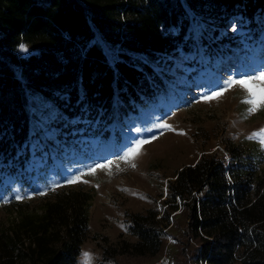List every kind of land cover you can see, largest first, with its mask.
Masks as SVG:
<instances>
[{"label":"trees","instance_id":"obj_1","mask_svg":"<svg viewBox=\"0 0 264 264\" xmlns=\"http://www.w3.org/2000/svg\"><path fill=\"white\" fill-rule=\"evenodd\" d=\"M263 9L264 0H0V168L28 162L32 96L52 102L53 126L66 120L82 128L78 135H95L91 122L152 91L153 66L168 52L201 59L214 43L205 26L237 17L238 30L254 33ZM98 37L117 56L108 59ZM22 43L38 49L18 58ZM223 150L168 184L166 203L175 210L180 201L185 216L182 236H172L178 264H264V145L225 141ZM91 198L73 186L36 207L13 198L0 224V264H77ZM125 219L135 241L106 246L99 264L160 254L166 224L158 212Z\"/></svg>","mask_w":264,"mask_h":264},{"label":"rangeland","instance_id":"obj_2","mask_svg":"<svg viewBox=\"0 0 264 264\" xmlns=\"http://www.w3.org/2000/svg\"><path fill=\"white\" fill-rule=\"evenodd\" d=\"M236 18L204 27L208 35L214 36L215 44L211 43L209 53L201 59L199 54L179 48L168 52L153 66L152 91L138 101L124 102L108 118L105 115L98 123L91 122L89 130H95V135H78L82 128L71 127L66 120L53 126L58 114L52 102L32 96L28 162L16 172L10 165L0 168V224L8 219L9 206L17 196L22 197L18 199L21 202L36 207L55 190L81 187L91 191L92 198L88 237L81 245L77 264H99L106 246L120 240L134 242L127 231L125 213L147 209H155L164 219L166 233L159 255L137 259L134 264L158 259L163 264H178L179 246L172 236H182L185 216L180 201L175 210L172 203H166L169 182L201 155H225V141L261 144L260 137H247L264 127V108L249 114L250 105L245 103L248 96L240 86L228 88L218 99H201L217 91L225 80L258 74L264 69V9L257 17L254 33L238 30ZM232 32L235 35L231 36ZM98 41L108 59L117 56L100 37ZM20 45L14 52L18 58L38 49ZM253 83L264 88L259 80ZM161 123H167L172 130L156 127ZM152 136L157 138L152 140ZM141 139L149 142L141 146L138 155L127 161L119 159ZM108 161L112 164L107 168L88 174L90 167ZM73 176H81L87 183H65ZM121 224L126 228L122 229ZM119 264L130 263L120 259Z\"/></svg>","mask_w":264,"mask_h":264},{"label":"snow or ice","instance_id":"obj_3","mask_svg":"<svg viewBox=\"0 0 264 264\" xmlns=\"http://www.w3.org/2000/svg\"><path fill=\"white\" fill-rule=\"evenodd\" d=\"M20 49L22 51H26V47L24 45H20ZM257 80L264 83V69L259 71L258 74L244 75V76H241L239 79L225 80L223 85L220 86L217 91H213V92H211L210 95H205V96L201 97V99L204 100L205 102L218 99L221 95H223L225 93V91L228 88H231L233 86L238 85L243 90H245L247 93L248 98L245 101V103L247 105H250V107L247 109V112L249 114L255 113V112L259 111L260 109L264 108V88H261L258 85L253 83V81H257ZM156 127L161 128V129L172 130L171 126L168 125L167 123L158 124V125H156ZM137 131H139V129H137ZM180 134H184V133L181 132ZM256 137H260L261 138V140H260L261 144H264V127H261L257 131L252 132L251 134H249V136L247 138L253 139ZM156 138H157L156 136L151 137L152 140H155ZM148 142L149 141L146 139L136 140L135 143L131 147L128 148V150L124 153V155L119 157V159L120 160H126V161L131 160L136 155H138L141 146L143 144L148 143ZM111 164H112V161H108L106 164H97L94 167H90L88 169V174L94 175L97 169L107 168ZM131 166L135 167V165H131ZM80 182L87 183V181L81 180V176H73V177H71L65 181V183H67V184H76V183H80ZM59 186L60 185H57V187H59ZM38 194L44 195L43 192H40ZM165 194H167L166 191H165ZM21 198L22 197H20V196L16 197V199H21ZM141 198H143V197H141ZM120 226L122 229L126 228V226L123 224H121ZM84 255L87 256L88 254L85 253Z\"/></svg>","mask_w":264,"mask_h":264},{"label":"built area","instance_id":"obj_4","mask_svg":"<svg viewBox=\"0 0 264 264\" xmlns=\"http://www.w3.org/2000/svg\"><path fill=\"white\" fill-rule=\"evenodd\" d=\"M148 264H163V263H162L161 259H158V260H155V261L148 263Z\"/></svg>","mask_w":264,"mask_h":264}]
</instances>
